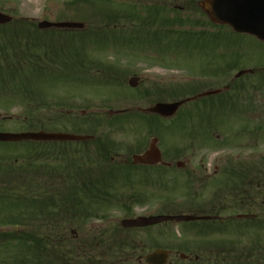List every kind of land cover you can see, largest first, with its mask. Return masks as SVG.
Returning a JSON list of instances; mask_svg holds the SVG:
<instances>
[{
    "label": "rangeland",
    "instance_id": "1",
    "mask_svg": "<svg viewBox=\"0 0 264 264\" xmlns=\"http://www.w3.org/2000/svg\"><path fill=\"white\" fill-rule=\"evenodd\" d=\"M87 2L0 0V11L12 15L17 23L25 20L36 24L41 20L86 23L85 29L74 31H38L37 27L28 33L13 34L14 23L7 25L9 28L5 31L0 29V54L6 56L2 62L6 60V65L15 69L25 66L21 71L6 70L0 75V132L41 130L94 134L105 140L104 148L112 141L115 143L112 147L115 161L111 165L109 160L98 159L102 140L36 145L26 141L3 142L0 158L17 156L18 162L26 163L33 157L63 171L75 165L102 169V165L107 164L103 170L108 171L119 165V158L131 159L139 147H148L157 136L166 161H189L188 170H196L199 175L196 189L208 191L197 196V201L209 200L210 192L219 188H215L214 183L223 179L224 174L214 175V171L209 170L211 167H222L228 162L238 164L239 159L261 161L264 158L261 118L264 42L250 34L214 27L208 20L194 21L197 17L200 19V14L191 11L190 0H113L111 8L113 17L118 18L116 25L91 29L97 21L104 24L97 18L96 8ZM150 18L154 22L145 25ZM204 31L208 32L196 34ZM58 32L65 34L61 36ZM24 34H43L44 37L28 40ZM52 34L58 35L52 37ZM15 35L16 38H12ZM7 37H10L8 41ZM45 47L53 52L47 60L43 58ZM40 57L42 64L55 62L58 66L28 67ZM250 68L254 73L243 75L239 80L235 77L239 70ZM133 76L140 79L137 87L128 83ZM229 83L235 87L230 88L232 99L220 100V95L197 97L186 101L174 120L146 114H149L147 108L158 102V97L185 94L194 97L193 93L224 88ZM216 136L224 139L223 144L217 143ZM127 170L129 172L113 168L111 188L115 186L118 194L127 192L129 197H137L136 202L146 203L135 206L131 213L118 207L110 208L107 212L110 219L165 213L177 209L178 203L189 201L185 193L192 192L191 184L186 183L182 171L169 168L165 181H161L155 178L154 170ZM150 173L152 176L148 175ZM230 201L229 204H234ZM238 213L241 211L229 207L222 215L234 218ZM6 214L1 212L0 215ZM260 216L264 218V212ZM94 221L100 223L99 218ZM238 223H226L225 229H220L221 224L214 222H170L161 225L160 232L166 236L164 245L178 247L180 253H186L181 244L198 247L208 257L202 264H264V257L261 259L258 251L250 247L251 242L264 241V236L261 232L238 229L235 225ZM86 229L97 231L90 225ZM137 240L143 241L149 251L151 245L146 235L139 233ZM10 242L7 248L1 244L4 246L0 247V257H6L7 251L21 252ZM174 262L180 260L175 257Z\"/></svg>",
    "mask_w": 264,
    "mask_h": 264
},
{
    "label": "trees",
    "instance_id": "2",
    "mask_svg": "<svg viewBox=\"0 0 264 264\" xmlns=\"http://www.w3.org/2000/svg\"><path fill=\"white\" fill-rule=\"evenodd\" d=\"M89 1V0H88ZM92 4H96L101 7V22L104 25L99 24V21L96 24H93L92 27H111L112 24L117 22V17H113L110 8V0H90ZM14 23V27L11 29L13 34L25 32H30V29H36V23L29 21H21L19 23ZM11 23V24H12ZM9 26L0 25V29L5 31ZM59 35L65 34L64 32L59 33ZM58 34H52L54 35ZM48 35V34H46ZM28 40H31L33 37L42 38L44 35H35L24 34ZM49 36V35H48ZM30 37V38H28ZM10 38V37H9ZM7 37L5 40H9ZM12 38H16V35ZM65 42V40L63 41ZM66 43V42H65ZM44 55L43 58H47L53 55V52L47 47L43 48ZM4 53V51H2ZM3 57H6L3 54H0V75L2 76L6 70H22L25 66L16 67L12 65H6V60L2 62ZM40 59L32 62L28 67H54L58 66L55 62L48 63L47 65L42 64ZM57 60V59H56ZM27 67V66H26ZM110 153V149L101 148L100 154L107 158ZM38 162V163H37ZM45 165L39 160H34L33 157L28 158L26 163L23 162L21 169L26 173L25 176H20L16 181H11L5 185H0V214L1 212L7 213L5 216L0 215V225H21V228L10 229L7 232L0 234L1 241L8 243L10 241L13 244V248L20 250L15 255H11L13 261L9 264H68L69 260L65 257L66 255V246L67 242H70L73 246V250L76 253H73L72 260H83L84 256L87 257L90 264H107L100 254H98L95 245L99 242H103L104 231H88L86 228L81 226L80 229L83 231L81 237H83L82 244L86 245L87 251L84 252V255L80 253V244L81 238H66L65 232L63 231L64 227L52 226L48 227L46 222V211L49 205H60V204H72L68 207L69 211H83L85 218L93 217L95 215L105 214L107 209L110 207H120L126 209L125 201L128 200L125 194H118L117 187L114 188L110 186L112 180L110 181L108 176H97L94 178L90 175H77L70 178H66L67 188L65 192H58L56 185L53 184L52 180H43L44 176L42 173L33 180L27 173L33 171L38 172L40 169L43 171ZM57 168L53 167L50 170V173L54 172ZM112 177V174H109ZM230 176L237 178L236 185L252 186L257 182L258 184H264V166L257 164L256 172L252 168H242L240 171H233L230 173ZM55 177V176H52ZM257 180V181H256ZM258 195L264 196V190L257 191ZM256 195L252 191H244L242 193L243 204L238 200H235V203L243 208L251 210L252 208L258 205V201L255 197ZM93 201L98 202V206L93 204ZM7 208L6 211H3ZM48 212V211H47ZM40 218L42 224L36 227L33 223L34 218ZM254 225H257L254 223ZM76 226V225H72ZM72 226L71 229L73 228ZM66 229V228H65ZM257 232H261L264 236V224L261 225L260 229ZM76 242V244H74ZM54 245V246H53ZM75 245V246H74ZM53 246V248H52ZM255 250L258 251V256L261 258L264 257V241H260L255 244ZM263 257L261 259H263ZM264 260V259H263Z\"/></svg>",
    "mask_w": 264,
    "mask_h": 264
},
{
    "label": "flooded vegetation",
    "instance_id": "3",
    "mask_svg": "<svg viewBox=\"0 0 264 264\" xmlns=\"http://www.w3.org/2000/svg\"><path fill=\"white\" fill-rule=\"evenodd\" d=\"M207 0H190L191 5L190 9L194 14H198L200 19L198 17L194 19L195 21H213L215 19V15L211 13L212 9L207 7V3H205ZM221 25V24H220ZM223 27H228L232 30V27L229 24L222 25ZM229 86H226L227 88ZM225 92V91H223ZM221 92V93H223ZM220 93V94H221ZM263 110V105L260 107ZM261 118L264 122V110L263 114L261 115ZM262 128H264V123ZM219 138V137H216ZM222 140V139H221ZM223 141V140H222ZM147 148L143 149L139 153L145 152ZM113 160V158H112ZM120 163H123V168H131V169H152V168H157L159 167H164V168H172L173 162L171 160L164 161L162 163H158L156 165H144V164H129L130 161L127 158H124L120 160ZM203 161V160H201ZM188 162L189 161H183L181 164L178 166L175 163V170L178 172L179 170L184 172L187 177L194 175L197 178V175L195 173L196 170H188ZM203 164V163H202ZM226 166L222 165L220 166H215L211 167L209 169L210 171H214V175L218 174H224ZM167 173V172H166ZM199 176V175H198ZM260 185H255V187H251V189H260ZM243 189H239L238 191H242ZM228 189L223 188V189H214L212 190L211 195L212 198L209 200H199L197 201V196L201 195L202 193H207L208 191H196L195 192V198L191 199V201L187 203H178V206L181 207L180 209H177L175 211L176 214H194L198 216L210 214L212 216H217V218H213L211 220L212 222L215 223H220L223 224L226 220V218L223 217V213L228 210ZM241 204H243V197L239 196ZM264 202V201H263ZM264 210L259 211L260 214H262ZM78 212H73L70 213V211L67 208V205L60 204V205H49V211L47 213V217H49V224L50 225H58L64 227V232L67 234V238L69 240L71 238L77 237V233L75 230L71 231V229L68 227L72 225L75 222H83L85 221V218L83 219H78L76 215H78ZM241 215V216H238ZM238 217L244 218L246 215L244 214H238ZM251 217H255L256 215L250 214ZM73 216V217H72ZM72 217V218H71ZM61 218V219H60ZM203 220V219H202ZM202 220H195V221H202ZM115 224H117V221H113ZM168 223V222H167ZM119 224V223H118ZM162 224V223H161ZM159 224V225H161ZM159 225H153V226H148V227H138V228H127L123 230H119L117 226H112L111 228L113 229L111 232V236H113V240L111 241L110 245V250L117 251L116 253L113 251H110L107 253L108 255V260L107 264H146V257L150 252L157 250V249H167L169 251V254L171 255V258L168 262V264H201V255L200 251L197 247L195 246H186L185 244H181L180 247L182 250H184L186 253L182 252L180 253L179 250L176 249L172 246L169 247L168 245H164V242L166 241V236L160 232V227ZM108 226V225H107ZM110 226V225H109ZM108 226V227H109ZM66 228V229H65ZM73 232V236L71 237V233ZM143 233L147 237L148 243H150V248L149 251H147V245L143 243L141 240H137L138 234ZM110 234V232H108ZM86 245L80 244L81 252L84 255V252L87 251V248L85 247ZM71 248V244H70ZM69 248V251L71 249ZM138 249V251H137ZM71 255V253H70ZM177 257L180 262L175 263L174 259Z\"/></svg>",
    "mask_w": 264,
    "mask_h": 264
},
{
    "label": "water",
    "instance_id": "4",
    "mask_svg": "<svg viewBox=\"0 0 264 264\" xmlns=\"http://www.w3.org/2000/svg\"><path fill=\"white\" fill-rule=\"evenodd\" d=\"M220 7V10L223 12L231 10L229 7V2L227 0H216ZM240 4L238 5L239 9L236 8L235 12L228 13L226 19H221L222 22L226 20L234 26L236 31L242 33H250L264 41V0H240ZM12 20V16L6 15L0 12V24H8ZM220 21L219 19H216ZM68 28V29H83L85 24L81 22H50V21H41L39 28ZM251 71V70H250ZM247 71H242L238 74L241 75L242 73ZM129 83L133 86H137L139 84L137 77H132ZM208 93H215V92H208ZM183 104V102H175V103H157L154 107L148 109L151 113H158L162 116H173L176 114V111L179 107ZM92 136L87 135H75V134H65L61 132L57 133H49V132H24L22 134L17 133H0V141H22V140H89ZM158 139L155 138L151 145L150 149H148L144 154L137 155L135 154L133 159L134 163H148V164H156L162 161L161 158V151L159 147H157ZM209 218V217H204ZM170 219L176 220H186L191 221L192 219H196L195 216H188V215H159V216H151V217H138L137 219H126L122 221V225L125 227H137V226H148L152 224H157L161 221H167ZM169 259V255H167L166 251L160 250L156 251L147 258V262L149 264H165Z\"/></svg>",
    "mask_w": 264,
    "mask_h": 264
}]
</instances>
